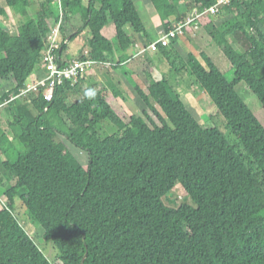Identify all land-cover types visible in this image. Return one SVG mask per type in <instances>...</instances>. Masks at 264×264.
Returning <instances> with one entry per match:
<instances>
[{"label": "trees", "instance_id": "obj_1", "mask_svg": "<svg viewBox=\"0 0 264 264\" xmlns=\"http://www.w3.org/2000/svg\"><path fill=\"white\" fill-rule=\"evenodd\" d=\"M58 1L64 26L76 15L82 21L61 39L55 52L59 64H65L60 57L66 44L83 29L90 38L81 60L104 64L113 54L102 34L109 21L123 51L131 44L125 27L145 34L132 0H117L119 10L111 0H40L32 18L31 0L0 5V17L6 9L26 17L17 35L0 28V81L12 84L0 103L7 104L23 148L14 162L2 164L14 185L3 192L9 204L0 210V264H264V127L235 89L244 82L264 108V0H229L213 15L204 10L216 0H150L164 32L193 10L204 13L196 24L223 53L234 77L228 81L203 52V64L191 53L186 64L215 106L222 130L200 124L166 81L133 88L145 109L142 116L130 111L127 123L107 103L108 92L84 87L82 77L57 86L51 101L43 99L42 89L18 100L41 67L51 28L59 21ZM176 41L157 47L171 65L181 59L173 49ZM110 93L125 102L118 89ZM104 121L117 132L100 138ZM59 136L87 154L85 168ZM177 186L186 198L170 208L165 202L172 201ZM14 196L53 246L52 263L16 220Z\"/></svg>", "mask_w": 264, "mask_h": 264}, {"label": "rangeland", "instance_id": "obj_2", "mask_svg": "<svg viewBox=\"0 0 264 264\" xmlns=\"http://www.w3.org/2000/svg\"><path fill=\"white\" fill-rule=\"evenodd\" d=\"M132 1L134 5H136L137 8L143 12V8L140 3V0H132ZM84 2H86V0ZM39 3L40 0H31L30 11L28 10L29 17L34 16L36 11L38 10ZM111 3H113L114 7H116V9L119 10V3L117 0H111ZM0 5L2 7H5L4 0H0ZM156 15L158 16L157 12ZM144 17L145 15L143 16V18ZM24 19H26V17L23 18L19 15H16L13 13L12 9L11 10L8 9L7 15L5 17H0V28L3 30L6 29V31L11 36L17 35L19 24ZM145 20L146 17L144 18V21ZM81 25H82V21H81ZM81 25L80 27H82ZM160 25L162 26L161 20H160ZM107 26L108 27L104 29L103 34L106 36V38L111 42L112 46L114 47L113 48L114 56L116 57L115 60H117L118 56L122 55V52L124 51L119 48V45L117 43L116 36L114 35L115 27L113 23L110 22L108 23ZM79 28L75 29L74 32H69V33L71 35L74 34ZM69 29H71V25H68V30ZM63 31L65 32L66 29L64 28ZM60 35L63 36V33H61V31H60ZM89 38H90V31L89 29L86 28L82 30V33L80 35L76 36L73 40L68 42V44H66V49L69 54L68 57H74V58L77 57L75 60H78L85 51L88 52L89 50H88L87 42ZM155 40L156 38H153L152 35L148 34L147 36V31L145 30L144 47L146 46L148 48L149 45L152 44L153 41ZM230 42L234 48L241 50V48L238 46L236 42H234L231 39ZM141 48L143 47H140V49ZM176 48H180L181 51L177 50ZM173 49L175 52L178 53V55L181 58V59H177L176 63L175 64L173 63V65H171L166 58H164L159 54L158 49H152L150 51L147 49L145 54L143 53L144 55L141 54L142 56L135 59L133 63L137 65L136 69L132 70V68L126 63L122 64L118 70L123 74L127 83L130 84V86H128L126 89L125 88L119 89L121 91L119 92L122 93V97H124L125 102H122L120 99L118 101L112 96V98H109L110 99L109 105L113 106L114 113L124 123H127L129 120V115H131V112L136 115L142 116L141 113L143 109H145V106L140 101L133 88L139 87L140 89L145 90L147 84H149L150 82L166 81L168 83V87L172 89V91L175 94L180 96V100L183 102L187 110L200 124L209 125V126H212L213 124L216 126L217 125L220 126V122L219 119L217 118V111L215 106L207 97V95L196 85L194 78L189 73V66L186 64V62L188 59V55L191 53L196 57V59L201 64H203L199 54L203 52L211 59V61L218 68V70L225 76V78H227L228 81H232L234 75L229 62L201 27H198L197 29L193 28L190 32L187 33L185 32L183 36L177 37L176 45L173 47ZM63 57L66 58V56ZM126 57L127 56L125 55L124 58H122L120 61L121 62L125 61ZM153 64H154V68L152 67ZM174 67L175 68L183 67V69L178 71L174 69ZM149 68H151V70ZM132 72L133 73L135 72V76L138 75V78H135ZM235 89L238 95L240 96V98L245 102V104L248 106L250 111L254 114L257 120L264 127V108L262 107L256 96H254L249 91V89L247 88L244 82H240L235 87ZM10 128L11 127L3 126L2 124H0L1 140L4 135L3 130L6 131L10 130V132H12L13 135L14 133L18 134L16 129L14 128L10 129ZM116 132H117L116 127L109 122L104 121L100 124V128H99L100 138H104L106 136L115 134ZM59 139L60 142L67 147L68 152L71 154V157L74 158L76 164H80L82 167L85 168L88 162L87 154L72 146L70 143L66 141L65 138L59 136L57 140ZM21 150L23 151V148L21 147L19 141H17V143H14V146H11L9 151H7V149H4L3 151L6 156V160L14 162L16 160L17 153L20 152ZM3 151H1V153H3ZM11 179H12L11 176L5 171L0 161V196L4 197L5 195H3L4 194L3 192H5V190H8L10 186H13ZM4 198L7 200L6 196ZM185 198H186V193L181 187L177 186L170 195V199L173 202L172 201L170 203L165 202V204L170 208H177L182 204ZM13 203H14L13 214L16 220L23 228L25 233L36 244L38 249L43 253L45 258L50 263H52L56 253L51 243L44 242L42 228L29 217V215L26 212V209L23 207L22 203L20 202L17 196H14ZM56 263L61 264L58 261H54V264Z\"/></svg>", "mask_w": 264, "mask_h": 264}, {"label": "crops", "instance_id": "obj_3", "mask_svg": "<svg viewBox=\"0 0 264 264\" xmlns=\"http://www.w3.org/2000/svg\"><path fill=\"white\" fill-rule=\"evenodd\" d=\"M87 1L88 0H86V2ZM140 3L142 5L143 12L140 11L136 5L135 6L138 10L141 21L143 22V24H145L144 27H145V30L147 31V36H148V34H150L153 36V38H156V40H157L159 38V36L164 32L162 26L160 25L159 17L156 15V11H155L154 7L152 6V4L149 0H140ZM28 10L30 11V9H28ZM28 10H27V15L29 17ZM7 11H8V9H6V13H7ZM144 15L146 17L145 21H144L145 17L143 18ZM32 17L33 16H31L29 18H32ZM80 17H81L80 15L73 16L65 23V26H64V23H63V25H61V28L64 26L63 29L65 28L66 31L63 33V36H61L60 35V29H59V34L57 37V40L59 43H61V39H63L64 36L67 38H68V36H71V34L69 32H74L75 29L80 27V25H81V18ZM74 21H75V24H74ZM110 22L111 21H109V23ZM68 25H71V29H69V30H68ZM106 27H108V26H106ZM197 28H198V26H197ZM104 29L102 30V34H103ZM192 29L193 28L191 27V30ZM124 32H125L126 36L131 39L130 47L126 51L122 52V55H119L117 60H115L116 57L114 56V50H113V54L111 57L110 64L101 63V64L93 65L87 69L86 74L82 77L84 80V82H83L84 87L93 86L98 90H105L108 92L109 96L106 98V101L108 104H109V100H110L109 98H112V95L110 92L113 88H116V89H118V91H120L119 89H124V88L126 89L128 86H130V84H128L127 81L125 80L123 74L118 70L119 67H121L122 64L126 63L127 65H129L132 68V70L136 69L137 65L135 63H133V61L135 59H137L138 57L145 54L144 53L142 55L135 56L136 55L135 50H137L136 48L137 47L138 48L144 47V36L142 37V35H134L132 29L128 26L124 28ZM110 33H111V31H110ZM114 35H115V33H114ZM103 36L106 38V36L104 34H103ZM67 38L65 39V41H68ZM176 49L181 51L180 48H176ZM87 53L88 52L85 51L82 55L87 56ZM119 54H120V52H119ZM68 55L69 54H68V51L66 49L60 57L61 61L63 63H66V64L70 63L71 61H74L77 58V57L76 58L68 57ZM125 55L127 56L126 60L121 62L120 60L122 58H124ZM63 56H66V58H64ZM152 67L154 68V64L152 65ZM149 69L151 70V68H149ZM43 74H44V71H43V68L41 66L36 71L33 72V74L30 76L28 81H31V80L36 79V78H42ZM132 74H133V76H135V72L134 73L132 72ZM136 76H135V78H138V75H136ZM11 88H12L11 83H9V82L5 83L3 81H0V99L3 97L4 94L9 92L11 90ZM20 98H22V97H20ZM20 98L18 100H20L22 102L24 99L22 100ZM73 101H75L74 97L70 98L67 102L72 103ZM111 108L113 109V106H111ZM8 113L9 112H7V104L6 103H0V124H2L3 126L11 127L9 117H8ZM11 128H13V127H11ZM14 129H16V131L18 133V131H19L18 127L14 128ZM3 131H4V133H3L4 135L2 137V140L0 138V161H1V164H3L4 162L7 161L3 150L7 149V151H9L11 146H14V143H17L15 140V135H17V134L14 133V135H13L12 132H10V130L9 131L3 130ZM1 151H3V153H1ZM11 182L14 185L13 180ZM4 197L0 196V210L5 208L8 205V201Z\"/></svg>", "mask_w": 264, "mask_h": 264}, {"label": "built area", "instance_id": "obj_4", "mask_svg": "<svg viewBox=\"0 0 264 264\" xmlns=\"http://www.w3.org/2000/svg\"><path fill=\"white\" fill-rule=\"evenodd\" d=\"M229 0H216V4L206 10L204 13L216 14L218 8L222 5H227ZM58 10H59V21L56 25L51 28V34L49 41L46 44L45 51L41 57V66L43 68L44 74L42 78H36L31 81L26 82L24 88L20 91L17 98L28 97L33 93L43 90V99L45 101H51L55 88L64 83L65 80H68L74 83L80 77H83L86 74V71L89 67L97 64L96 61H91L88 58L85 60H74L65 65L58 63V57L56 56V51L60 49V43L57 40L59 29L63 23L62 10L58 1ZM204 13H198L197 10H193L191 16L183 23L176 24L174 28L169 32H163L159 38L149 45L143 48H136V55H141L152 49H157L158 46L167 47L170 45L171 41L176 39L179 36H183L186 27L197 28L196 20L200 18ZM66 42V41H65ZM141 50V51H140Z\"/></svg>", "mask_w": 264, "mask_h": 264}, {"label": "clouds", "instance_id": "obj_5", "mask_svg": "<svg viewBox=\"0 0 264 264\" xmlns=\"http://www.w3.org/2000/svg\"><path fill=\"white\" fill-rule=\"evenodd\" d=\"M87 95H88V96H91V95H93V94H92L91 92H89V93H87Z\"/></svg>", "mask_w": 264, "mask_h": 264}]
</instances>
